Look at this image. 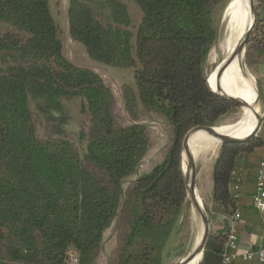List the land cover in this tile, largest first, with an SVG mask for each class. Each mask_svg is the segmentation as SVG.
Here are the masks:
<instances>
[{
    "label": "trees",
    "instance_id": "obj_1",
    "mask_svg": "<svg viewBox=\"0 0 264 264\" xmlns=\"http://www.w3.org/2000/svg\"><path fill=\"white\" fill-rule=\"evenodd\" d=\"M131 1L140 12L135 30L120 0H66L70 38L92 61L131 71L132 83L122 90L130 118L138 119L140 107L169 127L161 160L124 194V181L149 150L146 126L118 125L101 76L64 56L50 0H0V264H96L121 206L127 222L112 264H167L179 249L170 242L187 210L182 140L193 128L220 125L239 107L206 81L222 0ZM256 1L248 44L264 63V0ZM73 103L85 117L80 152L65 138ZM31 104L54 138H38ZM263 147L257 135L220 145L209 223L214 215L235 216V163ZM229 232L210 229L198 264H221Z\"/></svg>",
    "mask_w": 264,
    "mask_h": 264
},
{
    "label": "rangeland",
    "instance_id": "obj_2",
    "mask_svg": "<svg viewBox=\"0 0 264 264\" xmlns=\"http://www.w3.org/2000/svg\"><path fill=\"white\" fill-rule=\"evenodd\" d=\"M120 1L127 6L132 21L131 30H135V26L140 20V12L138 8L131 0H120ZM228 2H230V0H222V2L218 4L216 9L215 21L218 29V34H217L216 43L213 45L207 56V60H206L207 76L209 75L210 72L213 71V69H215V66L218 64L219 60L221 61V59L223 58L224 52L226 53V50H224V48L227 49L228 47L227 44L228 34L226 33L225 22H224L225 21L224 11L225 8L227 7V4H229ZM254 6L256 9V16H257L258 12H257L256 0H254ZM50 7L53 17L56 21V24L60 30L64 56L70 62H72L77 66L87 67L94 70L96 73H98L101 76L105 84L111 89L114 96L113 114L115 116L116 123L120 126H124L132 122H137L139 124L146 126L147 134L149 136V150L146 156L144 157V159L142 160L141 164L139 165L137 173L124 181L123 191L124 194H127L133 181L140 174L147 173L153 167L154 164H156L161 160L163 151L169 143V136H170L169 127L167 126V124L165 123L162 117H160L155 113L147 112L140 107L138 111V115H139L138 119L134 121L133 119L130 118V116L128 115V113L126 112L123 106L122 90L125 84L132 83L131 71L123 68L105 66L100 63L92 61L87 56L83 45L72 40L68 35L67 22H66V7H67L66 0H50ZM0 30H1V26H0ZM262 62L263 61H261L259 57V50L257 46H254L251 43L248 44L247 41L243 55V63L255 83L254 94L257 101L260 124L264 121V97H263L264 96V63ZM257 91L259 98H257L256 96ZM242 108L243 106H239L235 112L227 115L223 119L222 123L215 127L224 128L226 127L225 126L226 124H235L238 121L239 117L241 116ZM70 109H71V120L66 128L67 130H66L65 138L68 139L72 143V145H74L76 149H78L80 152L82 150H81V144L77 139V131L80 128V126H82L85 117L79 113V108L77 106V103H73L72 105H70ZM30 110L38 138L41 141H48L54 138V136L50 132V124L44 120L43 116L39 115V113L35 110L32 104L30 106ZM220 145L221 143L218 142L217 145L210 146L209 150L216 152L217 154ZM182 163L184 165V162ZM202 163L203 162H201V164ZM208 167L209 164L207 163V166L204 167L202 172L203 173L206 172ZM183 171L185 173V166L183 167ZM94 172L97 173L96 171ZM197 185L198 186L200 185L199 180L197 182ZM121 207L123 213L121 212V214L114 220L111 226L104 232L103 242H102L101 250L98 253L96 259V264H112L115 261L118 249L121 244V232L125 227V223L127 222V216L124 211L125 207L124 206ZM203 210L208 218L207 212H210L211 209L208 210L204 206ZM215 216L216 215H214V217ZM181 219H182L181 220L182 228L172 238L170 242L171 249L175 247H178L179 249L174 252V255H172L171 258H169L167 264H176L183 257L189 254L194 248V245L196 244V241L199 238L202 231L203 225L201 218L194 209L189 195L187 196V210L184 218L182 217Z\"/></svg>",
    "mask_w": 264,
    "mask_h": 264
},
{
    "label": "crops",
    "instance_id": "obj_3",
    "mask_svg": "<svg viewBox=\"0 0 264 264\" xmlns=\"http://www.w3.org/2000/svg\"><path fill=\"white\" fill-rule=\"evenodd\" d=\"M257 136L264 140V121L260 124ZM195 144L200 145V142L195 141L190 144L196 168V196L199 203L210 210L212 207L211 173L217 154L209 150V147L202 146L197 149L194 147ZM195 151L197 152L196 155ZM261 154V148H258L251 154L240 156L235 163L231 182V192L237 204L235 216L227 217L218 214L209 223V230L227 231L229 229L235 231L237 235V256L230 264H258L255 256L251 259H244L242 256L247 253H256L264 247V213L260 212L252 203V196L257 187L256 175ZM201 162L203 163L201 164ZM207 163L209 167L203 173L202 171ZM198 180L200 182L199 186L197 185Z\"/></svg>",
    "mask_w": 264,
    "mask_h": 264
},
{
    "label": "bare ground",
    "instance_id": "obj_4",
    "mask_svg": "<svg viewBox=\"0 0 264 264\" xmlns=\"http://www.w3.org/2000/svg\"><path fill=\"white\" fill-rule=\"evenodd\" d=\"M248 3L249 0H230L229 4L225 8L224 22L225 30L228 34V47L227 49L224 48L226 53L224 52L222 60L230 55L233 45L237 41L238 35H240V30L243 26L244 15H247ZM218 64L215 69H213V71L210 72L206 77L210 88L212 90L217 88L219 92L237 97L246 102V105L243 106L241 116L235 124H226V127L224 128L215 127V131L219 135H225L237 139L246 138L256 129L257 125L256 114H258V106L254 94V80L243 65L241 55L235 57L232 63L222 73L220 79L217 78V67H219ZM198 137L200 138V134H198ZM201 138L202 140H193L200 142V145L204 147L215 146L219 142L216 137L209 138L202 136ZM194 153L196 155L197 152L195 151ZM184 166L185 165H183V167ZM196 199L198 201L197 196ZM200 237L201 234L196 243L200 241ZM199 257V255L196 256L197 259H199Z\"/></svg>",
    "mask_w": 264,
    "mask_h": 264
},
{
    "label": "water",
    "instance_id": "obj_5",
    "mask_svg": "<svg viewBox=\"0 0 264 264\" xmlns=\"http://www.w3.org/2000/svg\"><path fill=\"white\" fill-rule=\"evenodd\" d=\"M256 9L254 6V0H249L248 3V10H247V15H244L243 18V26L242 29L240 30V35L237 37V41L234 43L232 51L228 57H226L224 60L221 59L219 62V67H217V78L220 79L222 73L225 71V69L232 63V61L235 59L236 56L241 55L242 60H243V55L245 51V45L248 41V38L254 28L255 22H256ZM244 65V63H243ZM217 66V65H216ZM215 66V67H216ZM207 81V79H206ZM209 86V85H208ZM210 88V86H209ZM211 91L226 96L232 100H234L239 106H244L246 105V102L243 100L227 95L225 93L219 92L218 89L216 88L215 90ZM257 98H259L258 91H257ZM257 117V125L256 129L246 138L243 139H237L225 135H219L215 131V127H196L191 130H189L183 140H182V162H184L185 165V173H186V180H187V193L190 196L191 203L196 210V212L199 214L201 221H202V233L200 237V241L194 245V248L192 251L187 254L185 257H183L178 263L176 264H198V262L201 259L202 252L204 249V245L206 242V239L209 234V222L208 218L203 210V207L201 203H198L196 199V189H195V184H196V168H195V163L193 159V154L190 148V144L195 142V140L201 139L202 136L209 137V138H214L216 137L219 141V143H228V142H241L245 141L247 139H250L254 136L257 135L259 127H260V117L258 114H256ZM198 134H200V138L198 137ZM195 139V140H193ZM195 147L197 149H200L199 144H195ZM199 255V259L196 258V256Z\"/></svg>",
    "mask_w": 264,
    "mask_h": 264
},
{
    "label": "built area",
    "instance_id": "obj_6",
    "mask_svg": "<svg viewBox=\"0 0 264 264\" xmlns=\"http://www.w3.org/2000/svg\"><path fill=\"white\" fill-rule=\"evenodd\" d=\"M256 191L252 196V203L260 212L264 213V147L262 150V156L258 165L256 175ZM237 188V187H236ZM237 235L234 230H230L226 241V253L223 256L221 264H230L231 261L237 256ZM257 258L258 264H264V247L259 249L256 253H247L242 256L244 259ZM70 258H72L70 254Z\"/></svg>",
    "mask_w": 264,
    "mask_h": 264
}]
</instances>
